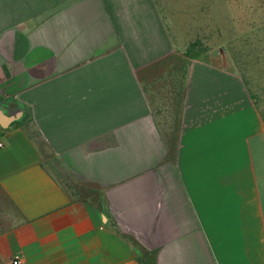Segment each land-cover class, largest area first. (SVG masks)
Returning a JSON list of instances; mask_svg holds the SVG:
<instances>
[{"label":"crops","instance_id":"1","mask_svg":"<svg viewBox=\"0 0 264 264\" xmlns=\"http://www.w3.org/2000/svg\"><path fill=\"white\" fill-rule=\"evenodd\" d=\"M215 48L157 0H0V264H264V107Z\"/></svg>","mask_w":264,"mask_h":264},{"label":"rangeland","instance_id":"2","mask_svg":"<svg viewBox=\"0 0 264 264\" xmlns=\"http://www.w3.org/2000/svg\"><path fill=\"white\" fill-rule=\"evenodd\" d=\"M178 55L218 50L233 59L264 107V0H157ZM147 84V79H146Z\"/></svg>","mask_w":264,"mask_h":264},{"label":"built area","instance_id":"3","mask_svg":"<svg viewBox=\"0 0 264 264\" xmlns=\"http://www.w3.org/2000/svg\"><path fill=\"white\" fill-rule=\"evenodd\" d=\"M0 146H2V144L0 143ZM13 264H19L20 263V260L19 258H15L13 261H12Z\"/></svg>","mask_w":264,"mask_h":264}]
</instances>
